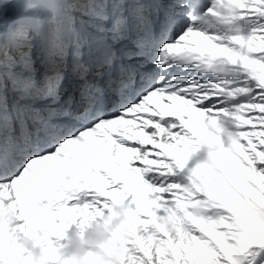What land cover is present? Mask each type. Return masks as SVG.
I'll list each match as a JSON object with an SVG mask.
<instances>
[{"label": "snow or ice", "instance_id": "snow-or-ice-1", "mask_svg": "<svg viewBox=\"0 0 264 264\" xmlns=\"http://www.w3.org/2000/svg\"><path fill=\"white\" fill-rule=\"evenodd\" d=\"M0 264H264V0H0Z\"/></svg>", "mask_w": 264, "mask_h": 264}, {"label": "clouds", "instance_id": "clouds-1", "mask_svg": "<svg viewBox=\"0 0 264 264\" xmlns=\"http://www.w3.org/2000/svg\"><path fill=\"white\" fill-rule=\"evenodd\" d=\"M90 238L93 240H98L101 238V234L94 231Z\"/></svg>", "mask_w": 264, "mask_h": 264}]
</instances>
